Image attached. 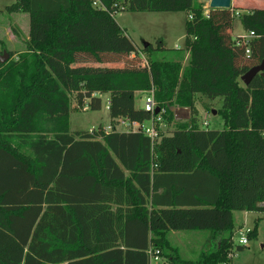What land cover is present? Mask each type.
<instances>
[{
  "label": "trees",
  "instance_id": "1",
  "mask_svg": "<svg viewBox=\"0 0 264 264\" xmlns=\"http://www.w3.org/2000/svg\"><path fill=\"white\" fill-rule=\"evenodd\" d=\"M98 5L95 6L94 2ZM264 0L252 8H209L199 0H16L29 15L25 49L0 62V264H241L229 257L234 211L264 212ZM263 6V5H262ZM237 16L255 37L232 35ZM2 10L0 9V12ZM114 11L181 12L186 65L152 59L167 49L138 48ZM191 16V18H190ZM247 49L250 50L247 53ZM147 55V58L142 54ZM147 59V60H146ZM154 90L158 113L136 108V92ZM109 93L112 130L70 129L78 108L100 110ZM198 96L220 99L223 129H204ZM191 116L176 120L174 107ZM157 122V137L121 131L122 119ZM159 123L175 124L164 138ZM190 169L167 170V156ZM206 231L211 250L185 257L173 231ZM257 224L247 233L257 237Z\"/></svg>",
  "mask_w": 264,
  "mask_h": 264
},
{
  "label": "rangeland",
  "instance_id": "2",
  "mask_svg": "<svg viewBox=\"0 0 264 264\" xmlns=\"http://www.w3.org/2000/svg\"><path fill=\"white\" fill-rule=\"evenodd\" d=\"M16 0H0V25L1 28L10 30L11 26L16 27V21L19 19L7 11L6 7L14 4ZM204 6L207 8V3L203 2ZM264 7V4H259ZM263 5V6H262ZM22 13V12H21ZM27 18V27H29V15L24 13ZM21 17L20 23L23 25V29L26 27V20ZM187 13L185 11L181 12H132V11H120L116 14V21L120 24L122 28L125 29L126 33L131 37L138 48H142L145 43H150L153 47H156L159 42H164L167 49L158 50L157 52L150 54L152 59H165V60H177L182 59L179 49L175 48V44L183 45L185 42V23L187 20ZM235 20L237 26H239V20ZM17 28V27H16ZM27 30H25L26 32ZM1 32V31H0ZM3 36L4 33L2 32ZM9 34V32H8ZM1 35V33H0ZM2 36V35H1ZM2 36V37H3ZM7 35L3 37L2 40L6 44V48L13 52H20L25 49V46H17L15 42H7ZM8 40V39H7ZM0 49L3 47L0 44ZM22 49V50H21ZM3 54V53H1ZM147 58V55H145ZM147 60V59H146ZM183 60V59H182ZM138 104L140 106L145 105V99L139 100ZM106 97L104 99V105L100 110H90L88 106L82 109L78 108L77 100L74 94L71 95V107L72 112L70 115V129L72 131H85L94 132L99 124H110V117L108 109L105 107ZM197 110H201V126L204 129H223L224 123L222 117L217 114V110L222 107V102L220 99L210 100L198 96L196 101ZM190 116H191V111ZM160 122L156 120V123ZM149 124V123H147ZM162 135L165 138L166 134L172 133V131L177 130L175 124L159 123ZM156 126V125H155ZM120 130L123 129L119 126ZM107 130H111L106 128ZM245 211H234L233 221L235 224V231L233 235L234 244H238L240 238L239 228H243V231L247 232L257 224V237L248 238V243L245 245L244 249L241 251H236L233 257L235 262L241 264H264V212H254L244 213ZM187 232H200L205 233L206 231H187ZM208 234H210L208 232ZM202 237L198 236H187L186 238L173 237V242L178 244L182 250L185 257L194 258L195 255L200 252L208 250L207 246L201 242ZM211 240V239H210ZM203 241V240H202ZM202 247H201V244ZM217 244V241L212 243V247Z\"/></svg>",
  "mask_w": 264,
  "mask_h": 264
},
{
  "label": "crops",
  "instance_id": "3",
  "mask_svg": "<svg viewBox=\"0 0 264 264\" xmlns=\"http://www.w3.org/2000/svg\"><path fill=\"white\" fill-rule=\"evenodd\" d=\"M260 0H236V6L237 7H240V8H252V7H255L254 4L255 3H258ZM236 12H240L239 11H236ZM1 13V12H0ZM14 15L16 16V18L18 17L19 19H21V17L19 16H23V18H25L26 20V27L25 29H23V25H21L20 23V20L17 19V21L15 22L16 23V27L17 29L20 31L21 35L23 38H27L28 37V30H29V27H27V18L25 16V14L22 12H16L14 13ZM187 17H188V14H187ZM236 19H238V16L236 15ZM239 20V19H238ZM236 21H234V25H233V30H232V35L234 37L236 36H244L246 35L248 32L246 30L243 29V26L239 20V26H237L236 24ZM25 30H27L25 32ZM0 33L1 35L3 36L2 32L4 33V36L7 35V38H6V43L8 42H15L16 45L18 46H25L24 42L18 38L13 32H12V29L10 28V30H6V32H4L5 30L1 28V25H0ZM9 32V34H8ZM0 35V39H3V37ZM8 39V40H7ZM185 43V42H184ZM184 47V44L183 45H178V44H175V48L177 49H182ZM22 50V49H21ZM23 51V50H22ZM180 53H181V57L182 59H177V60H181L183 65H186L187 62H188V59H189V51L187 50H179ZM21 52V51H20ZM142 54L143 57H145L146 54L140 52ZM146 58V57H145ZM136 101H135V106L136 108H144V106H140L138 104L139 100L141 99H145L146 95H147V92H143V91H137L136 93ZM106 97V105L105 107L107 109H109V102H110V95L109 93H106V94H102L101 95V98L103 100V105H104V99ZM203 98H205L204 96H202ZM208 100V99H207ZM190 109L187 108V107H174V115H175V119L176 120H187L190 118ZM199 111V117H201L200 113H201V110H198ZM200 123H201V120H200ZM99 125H103V127L106 129V128H109V126H111V123L106 125V124H99ZM107 130V129H106ZM109 131V130H107ZM182 131H179V130H175V131H172V133L170 134H166L165 138H172V139H176L178 138V135L181 133ZM167 157V163H166V169L167 170H174V171H186V170H189L190 168V164H189V161L186 159V158H183V157H177V156H173L171 157L170 159H168V155L166 156ZM251 212V211H250ZM244 213H249L248 211H245ZM210 233V232H209ZM198 236V237H202V240L201 242L205 244V246H207V249L208 250H211L213 247L212 243L215 241V239L213 238L212 234H208V232H205V233H200V232H187V231H182V232H178V231H173L172 233V239L173 237H181V238H186L187 236ZM211 239V240H210ZM201 244V243H200ZM178 245V244H177ZM179 246V245H178ZM201 247H202V244H201ZM205 250V249H204ZM239 263V262H238Z\"/></svg>",
  "mask_w": 264,
  "mask_h": 264
},
{
  "label": "built area",
  "instance_id": "4",
  "mask_svg": "<svg viewBox=\"0 0 264 264\" xmlns=\"http://www.w3.org/2000/svg\"><path fill=\"white\" fill-rule=\"evenodd\" d=\"M94 5L97 6L98 2L95 1ZM209 8L210 7H209V5L207 3V8L204 6V14L206 16H208V14H209ZM117 13H118L117 11H114L112 14L116 15ZM237 14H238V12H236V15ZM190 18H191V16H190ZM241 37H243V39L245 41H248V40H250V39L255 37V33L253 31H251V32H248L246 35L241 36ZM249 52H250V50L247 49V53H249ZM157 108H159V107L156 105V102H155L154 90L153 89L149 90L147 92L146 97H145L144 109L146 111L154 114L156 112ZM156 120L157 121H161V117H159V116L157 118L152 117V120L148 122L149 124H147L146 122L142 123V122H136V121H129L127 119H122L120 121V124L118 125V129L120 128L119 126H122L123 129H121V131H142L145 134H147L150 138L155 139L157 137V134H158L156 126H155ZM109 129L112 130V126H109ZM91 132H92V130H91ZM249 231L250 230L245 232V231H243V228H239L238 229V232L241 235L239 240H238V244H241V245L245 246L248 243L247 233ZM147 253H148L149 258H150V264H158L159 262H161V255H160V250L159 249L150 248L147 251ZM234 254L235 253H230L229 257L233 259Z\"/></svg>",
  "mask_w": 264,
  "mask_h": 264
},
{
  "label": "water",
  "instance_id": "5",
  "mask_svg": "<svg viewBox=\"0 0 264 264\" xmlns=\"http://www.w3.org/2000/svg\"><path fill=\"white\" fill-rule=\"evenodd\" d=\"M200 2H206L208 3L210 8H223V9H229L232 5V0H199ZM149 43H145L144 46L147 47ZM10 58V55L4 51L3 54H0V62L5 63ZM264 70V64L260 66H255L251 68L247 73H245L241 80L245 85H248L252 78L257 75L258 73L262 72ZM174 110V108H172ZM159 112V108L156 109V113Z\"/></svg>",
  "mask_w": 264,
  "mask_h": 264
}]
</instances>
